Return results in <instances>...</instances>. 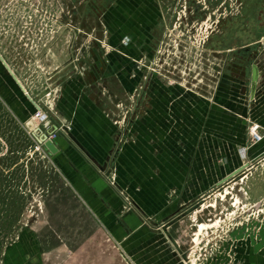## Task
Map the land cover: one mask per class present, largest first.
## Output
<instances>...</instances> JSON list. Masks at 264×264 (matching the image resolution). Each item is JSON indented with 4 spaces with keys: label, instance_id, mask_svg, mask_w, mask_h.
I'll return each mask as SVG.
<instances>
[{
    "label": "crops",
    "instance_id": "1",
    "mask_svg": "<svg viewBox=\"0 0 264 264\" xmlns=\"http://www.w3.org/2000/svg\"><path fill=\"white\" fill-rule=\"evenodd\" d=\"M198 1L207 6L203 0H67L76 11L72 27L82 28L84 19L86 27L58 33L50 51L34 55L18 49L17 40H0L9 65L0 57V97L15 115L37 109L27 88L34 71L51 67L60 77L57 114L50 120L68 128L54 139L59 152L52 161L120 244L128 264H185L189 231L199 227L196 202L250 165L240 173L245 184L264 162V138L248 142L253 124L264 133L263 33L225 47L223 73L210 83L198 79L205 86L195 90L167 83L151 67L173 26L182 23V33L194 28ZM217 42L207 47L218 56ZM234 241L225 264H264V230ZM45 261L30 232L5 253V264Z\"/></svg>",
    "mask_w": 264,
    "mask_h": 264
},
{
    "label": "rangeland",
    "instance_id": "2",
    "mask_svg": "<svg viewBox=\"0 0 264 264\" xmlns=\"http://www.w3.org/2000/svg\"><path fill=\"white\" fill-rule=\"evenodd\" d=\"M33 1L0 0V40L4 38L6 21L10 13H14L17 3L30 10L26 16L28 22L20 16L25 11L23 8L16 13H19L16 18H19L20 27L16 34L13 31V35L18 41L23 25L28 37L18 43V49L22 47L29 51L32 46H49L54 40L53 36L67 32L68 28L74 30L60 19L62 11H67L63 9L67 6V0H36V5ZM262 10L264 0H250L243 15L228 20L230 29L221 39L214 37L217 31H212L213 19L211 21L209 17L201 23L195 21L190 33L181 32L182 23L178 25V30L173 26L157 48L158 62L151 66L153 71L158 72L167 83L172 85L179 82L190 90L203 85L197 81L202 77L203 83L213 82L214 77L224 71L223 49L248 41L264 29V15L258 12ZM31 11L39 15L38 20H29ZM181 16L177 15V22ZM39 33L41 35L37 41ZM43 37H48V40ZM211 39L222 46H217L221 50L218 56L207 47ZM14 46L17 48V45ZM179 51L180 54H177ZM248 62L245 61L243 65H249ZM59 81L60 77L54 78L52 75L51 67L44 66L40 67L38 74L34 71L27 87L38 103L45 101L52 105L49 106L52 115L57 114ZM139 93L136 101L142 96ZM38 110L30 116H17L0 97V264H5L7 247L10 248L16 236L22 232H30L37 237L46 258L45 264H128L129 260L120 244L91 213L59 166L33 136L32 131L41 124L43 116ZM66 126L61 125L62 133H66ZM250 127L248 142L253 146L257 143L251 141ZM239 177L240 174L231 179L234 180L232 182L217 185L209 197H201L196 202L194 208L198 211L201 209L196 221L199 227L189 231L185 264H211L218 257L219 264H225L229 247H232L231 252L235 250V239L261 235L264 230V162L258 165L250 181L242 184Z\"/></svg>",
    "mask_w": 264,
    "mask_h": 264
},
{
    "label": "flooded vegetation",
    "instance_id": "3",
    "mask_svg": "<svg viewBox=\"0 0 264 264\" xmlns=\"http://www.w3.org/2000/svg\"><path fill=\"white\" fill-rule=\"evenodd\" d=\"M204 1L206 2L205 5H207V3H208L209 7H207V6L204 7V5H202V1H198V4L196 5V11H197V14L195 16L196 20H197L198 23H201L207 17H209V20H211V21L213 19V21H212V24H213L212 31H217V33H214V37H218L219 39H221L220 37L224 36L226 31L228 29H230V28H228V25H227L229 18L231 16H241V15H243L244 10L247 9V7L249 5V1L250 0H203V2ZM10 5H12V3H10ZM8 8H10V6H8ZM21 8H23L22 4L17 3L15 5V11L13 10L14 11L13 14L10 13V18L6 21L7 25L5 27V30H3L4 39L5 38L6 39L9 38L11 40V42L13 40H17L16 36L13 35V31H14V34H16V31H18L17 28L20 27V24L18 25V19L19 18H16L17 15H19V13L18 14H16V13ZM26 8L27 7L24 6L23 9L25 10ZM86 8L88 9V4H85V10H86ZM63 9H66L67 11H65V10L62 11L63 13H62V16L60 17V19L63 21V23L65 25H68V26L74 25L72 22H73V19L74 20L76 19V17H75V15H76L75 14L76 13L75 8H73V6L71 4H68ZM79 9H81V6L79 7ZM29 11L30 10H25L24 13L20 14V16L23 18V20L25 19L26 22H28V17H26V16H27ZM263 11L264 10L258 11L261 14V16L264 15ZM208 13L210 15H207ZM29 18H30L29 20H38L39 15L35 14L34 12H32V16H30ZM48 19H50V18H48ZM86 23L87 22L84 19L83 24H82V28L76 26L74 30L82 31V29H84V27H86ZM34 24H35L34 21H32V25H34ZM21 28L23 29V25H21ZM68 29L70 30V28H68ZM218 30H219V32H218ZM261 33L264 34V29L261 31ZM26 37H27V35H26ZM224 56H226V55H224ZM219 73H223V71H221ZM24 233H26V232H22L19 235H17L16 238H15V241L10 246H12L15 243H17L18 241H20L22 239V236H24ZM7 249H9V246L7 247Z\"/></svg>",
    "mask_w": 264,
    "mask_h": 264
},
{
    "label": "water",
    "instance_id": "4",
    "mask_svg": "<svg viewBox=\"0 0 264 264\" xmlns=\"http://www.w3.org/2000/svg\"><path fill=\"white\" fill-rule=\"evenodd\" d=\"M0 57L3 60L4 64L6 65V67L9 68L8 63L6 62V60L1 54H0ZM252 71H253L252 79H253V82H255L258 80V77H259V69L257 65L254 64ZM30 99L35 104L37 109L40 108L36 101H34L31 97ZM54 133H56V135H61L62 132L59 131V127L53 124L51 120H48L47 122H45L42 125V127L38 128L37 131L33 133V136L37 139L39 143H44V149L47 150L49 156L51 157L59 152V148L57 147L55 140L50 138ZM249 166L250 165L242 166L240 169L234 171L232 174L229 175L228 178L221 180L218 183V186H222L226 182L235 178L238 174H240L242 171H244Z\"/></svg>",
    "mask_w": 264,
    "mask_h": 264
},
{
    "label": "built area",
    "instance_id": "5",
    "mask_svg": "<svg viewBox=\"0 0 264 264\" xmlns=\"http://www.w3.org/2000/svg\"><path fill=\"white\" fill-rule=\"evenodd\" d=\"M38 1V0H37ZM34 5H36V0L35 1H33L32 2ZM39 3V2H38ZM22 31H23V33L22 34H20L19 36H18V41H19V43L20 42H22L24 39H27L28 37H26V31L24 30V27H23V29H22ZM28 34V33H27ZM40 33L39 34H37V36H38V38H37V41L39 40V38H40ZM51 38H52V35H51ZM55 38V36H53V39ZM43 39H46V40H48V37H43ZM24 46H27V44H24ZM26 48H28V47H26ZM42 49L43 50H45V49H47L48 51H50V45L49 46H47V45H45L44 47L42 46V45H40V46H38V45H36V46H32V47H30L29 48V51H30V53H32V54H34V55H36V53H38V51L39 50H41L42 51ZM28 95H30V94H28ZM37 104L39 105V107L40 108H38L37 110H38V113H42V118H41V124L39 125V126H37V128H40L41 127V125H43L45 122H47L48 120H50V116L52 115L49 111H51V109L49 108V106H52L51 104H47L45 101H43V104L42 103H38L37 102ZM44 106V107H43ZM44 109V110H43ZM45 111V112H44ZM53 112V111H52ZM36 128V129H37ZM62 130V127H59V131H61ZM261 129H260V126L258 125V124H253L251 127H250V137H251V141L253 142V143H258V142H260L262 139H263V134L261 133V131H260ZM56 137V133H54L50 138L51 139H53V138H55ZM38 142V141H37ZM38 144H40L41 145V147L43 148L44 146H42V143H39L38 142ZM46 153H47V150H46ZM113 184H114V181L112 182Z\"/></svg>",
    "mask_w": 264,
    "mask_h": 264
},
{
    "label": "bare ground",
    "instance_id": "6",
    "mask_svg": "<svg viewBox=\"0 0 264 264\" xmlns=\"http://www.w3.org/2000/svg\"><path fill=\"white\" fill-rule=\"evenodd\" d=\"M36 128H37V127H36ZM36 128L32 131L33 133H34L35 131H37L38 128H37V129H36ZM35 139H36V138H35ZM36 140H37V139H36ZM42 146H44V143H42ZM43 148H44V147H43ZM205 225H206V224H203L202 226H205Z\"/></svg>",
    "mask_w": 264,
    "mask_h": 264
},
{
    "label": "trees",
    "instance_id": "7",
    "mask_svg": "<svg viewBox=\"0 0 264 264\" xmlns=\"http://www.w3.org/2000/svg\"><path fill=\"white\" fill-rule=\"evenodd\" d=\"M89 6L95 8L96 5L94 3H90Z\"/></svg>",
    "mask_w": 264,
    "mask_h": 264
}]
</instances>
